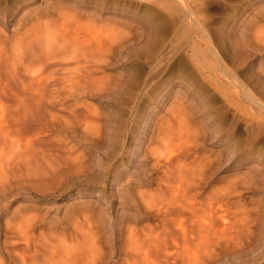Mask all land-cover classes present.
<instances>
[{
    "label": "rangeland",
    "instance_id": "obj_1",
    "mask_svg": "<svg viewBox=\"0 0 264 264\" xmlns=\"http://www.w3.org/2000/svg\"><path fill=\"white\" fill-rule=\"evenodd\" d=\"M75 1L80 3L78 6L81 9L77 6H73V8L71 3L67 2L70 4L64 3L68 7L64 8L62 12L60 11L61 14L55 13L54 15L50 14L41 17L40 26L38 25V28L34 27L35 30L33 29L36 36V40L34 35V38L32 37L34 42L32 40L31 42L29 41L28 33L25 34L27 29L31 30L33 28L32 24L28 23V20L36 16L35 10L37 8V13L39 11L42 12L46 8V1L34 0L30 6L25 8L24 6L27 0H21L13 5H8L6 7L8 13L0 16V45H4L2 48L0 47L1 51L2 49L4 51H2L4 56L1 63L3 66H1L4 70L1 67L0 68L3 73L10 67L9 64L12 62V64H17L18 66L27 67L29 61L30 65L34 63L33 66L28 65L30 66L28 70L31 71L32 74L34 72L33 70L38 67L39 60L37 62L36 59L42 56L54 57H48L51 62L52 60L56 62V57L59 62L67 59V61H71V68H74V65L75 67L77 66V61L80 66L81 64H85L86 60L88 61L91 57L93 58L95 53H99L100 56L98 54V56L95 55L94 58L98 57L99 60L101 58L104 62L102 61L101 63V60L98 62V60H95L97 58L93 59L96 62H92V60L89 61L92 62L91 64L97 63L98 66L100 65L99 69L102 68L100 70L102 73L99 74L108 77L105 82L100 84V88L97 87L99 90L92 85V89L90 88L91 90H82V93L78 95L77 92L66 91L64 86L72 76L68 77L67 74H59V81H55L54 85L50 81L52 83L51 86L49 85V88L47 86V89H45L41 95H38L40 100L43 99L41 100L43 103L41 105L42 107L33 104L36 102H33L32 99L37 101L35 98L37 95L29 93L31 91L30 89H26L24 94L23 89L22 91L19 90L21 87L17 85H10L13 87L11 89L10 86L5 87L7 90L2 93L0 99V112H3V114H0V119L3 120L2 127L4 136L0 145V147H2L0 149L1 153L3 154L2 151H4V156L0 155V164H2V166H0V264H264V111H262L264 109L258 103L259 101L264 103V12H261V3L257 0H169L170 3L168 0H160L162 3H159V0ZM180 1H183V4ZM28 2H30V0ZM50 2L51 1L49 0V3ZM52 2H54V0H52ZM222 2L227 4L228 8L226 10L219 9V5ZM57 3L63 5L61 2ZM186 4L188 5L187 8H185ZM182 6L183 8H181ZM173 7H175V9ZM174 10H177L178 12ZM171 12L178 15L179 22L174 25V29L176 30L177 25L180 28L178 29L177 27V31L173 29L175 32H178L175 33V35L178 34L176 35V37L178 36L177 39L175 35L172 36V30L170 34L171 36H168L170 39L167 37L168 39L166 38V42L164 43L163 48L165 51L164 49H161L160 53L156 52L155 54H153L154 52H145V40L148 36L149 29L152 27L153 19H155V22L157 20L158 25L165 27L166 19L171 15ZM181 12L182 15H180ZM184 12L186 13L184 14ZM32 14L35 16H32ZM66 14L67 16L64 18V15ZM69 14L71 17L76 14L74 18L72 17L73 21L79 19L77 21L78 23L74 22L77 24L76 27L73 24V21L68 19L70 17L68 16ZM60 17L65 20L59 22L61 20ZM192 21L195 22V24H193ZM224 21L226 28L228 27L227 29L229 30L227 31L228 50H226V47L222 42L220 43V38H218L217 32H214V30L219 29L222 26V22ZM62 22H65L66 25L68 24L71 28L67 25L65 26L67 29L61 31V28L65 25V23L62 25ZM81 23L82 26H80ZM190 24L192 26H190ZM84 25H86V27ZM89 28L91 29L89 30ZM197 29L200 31L199 33L202 31L200 35H196L195 32L197 31L195 30ZM87 30L89 31V34ZM94 31L95 33L97 32L96 36ZM105 32L108 33V36H105ZM110 32H112V34ZM109 33L112 38L109 36ZM208 34L211 39L214 37V51H218L217 53L219 57L217 59L220 58V60H218L217 63H213L214 61L212 62L210 55L208 56L204 54L205 52H198V55L205 57V61H199V66L205 64L204 68L206 70L203 69V73L197 72L198 70H196L195 64L191 65L192 68L190 67V69H186L185 71V68L180 66L178 59H181V55L185 58L190 52L193 44H195V46H201L202 44L203 46L200 48H204V39L206 38L207 40L208 38L209 40L210 38ZM215 35L217 36L215 37ZM257 35L259 36L258 38ZM86 36L89 38L87 39ZM25 39H28L29 44ZM20 40L21 43L19 44ZM77 40H79V42ZM81 41L83 44L85 42V44L83 45ZM99 42L102 43L98 45ZM224 43H226V41ZM61 44L62 47L60 46ZM46 45L48 46L46 47ZM222 47H225L223 48L224 50ZM72 48H74L75 51ZM82 48L83 50L79 51ZM106 48H108V50ZM109 48L113 53H110ZM69 49H71V51ZM231 49L232 51H235L232 52ZM31 50L36 52V62L33 59L31 60V58H33L29 52ZM76 50L80 57H76V54L74 53ZM222 50L225 51V54ZM143 51L144 54L142 53ZM57 52H60L59 56ZM63 57L64 59H62ZM48 59L46 58V60ZM176 59L177 65L174 66V61ZM21 60L23 61L21 62ZM19 62L22 64L20 65ZM154 62L155 65H153ZM205 62H207V65ZM144 63L147 64L145 65ZM200 63L203 64L201 65ZM208 64L212 65L209 66ZM151 65H153V67ZM159 68H161V71H158L153 77L151 74ZM191 70L199 75L196 74V76L193 77ZM141 71L144 73L141 74ZM65 72L67 73V70H65ZM33 74L36 75V73ZM92 74L93 73H91V76L94 75ZM130 74H136L135 76L139 74L138 76L140 77L135 78V80L129 76ZM86 75L87 78L90 77L88 74ZM164 75H166V77ZM155 76L157 80L155 79ZM127 77L129 78V84L125 81V79L127 80ZM150 77L151 79H154L151 80ZM215 77H218L217 80ZM131 79L132 81H130ZM137 79H139V81ZM199 79L204 80L205 83L207 82L206 84H209L207 87L210 90L205 91V87H200L198 83ZM229 79L232 82L229 81ZM63 80L66 81L64 82ZM73 80L74 78L70 81L74 82ZM145 81H148L150 84L148 82L145 83ZM159 81L161 84H159ZM210 81H213V83L219 86L220 92L216 91L215 93L214 89H212V85L208 83ZM244 85H246V87ZM62 86H64V88H62ZM132 88L135 91H133ZM150 88L154 90L152 91ZM10 90L11 92H9ZM14 90V93H18L19 95H15L12 92ZM178 90L179 92H176ZM52 91L56 94L54 95ZM7 92H9V94ZM22 92L24 95L21 94ZM57 92L59 93V97L57 96ZM170 92L172 94L168 99H165V104L162 102L163 100L161 101L163 104L161 102L159 104L157 103L160 98L159 95H165ZM238 92H242V95ZM27 93H29L28 96L30 97L27 96ZM179 93H183V95ZM214 93L218 95V98H214ZM243 93H245V96H243ZM142 95L145 97L143 98ZM153 95H155V99L159 96L157 101L154 99ZM246 95L248 96L246 97ZM56 96L57 100L54 99V103H51V98ZM71 96L77 97L78 100L72 101L74 97L72 98ZM21 97L22 100L19 99L20 102L17 98ZM47 98L51 100L48 101ZM59 98H62L61 100H64V98L70 99V102L66 104V106H61L58 103L61 102ZM204 98H207V100ZM27 99L29 102L26 101ZM201 100L206 104L202 102L203 105H201ZM74 101L76 102L75 106L71 105ZM44 104H46L45 107ZM194 106H196V108H194ZM203 106H205V108ZM1 107L3 111L1 110ZM144 109H146V111L148 110L149 114H151L150 119L153 120L151 125L148 127V125L145 124L146 127L144 124L137 122V127L140 128L138 129V132L136 131L131 134H126L127 132L124 131L125 126L128 127L129 124L132 126L136 120V115ZM207 112H209V115L207 118H204L203 116H205L204 114ZM223 119H226L227 121H222ZM86 122L91 124L87 125L88 130H86ZM117 123H122V125L119 126V131L125 132L121 133V135H123L121 139L124 140H120L121 145L119 144L124 151L132 150L135 148V145H139L140 154H142L144 153V148L148 146V142L151 143L149 144L151 148L157 147L158 151L160 150L159 152L169 151V146L170 149L173 148L172 151L175 149V156H178L177 153L179 154V163L182 164L181 166L184 165L183 163H186L189 165L188 167L192 166L191 168H193L194 171H185V173L184 171H176V162L175 165L173 164L170 168L173 170V167L175 166V170H170V173L163 171H159L160 173L158 171H146L145 175L139 161L149 162L147 156L140 155V157L136 156V158H133V156L131 158H126L128 160L123 159L124 156L130 155H123V150L117 148L118 144L116 148L121 152L119 151L117 152L119 154H116V144L112 137L118 130L116 129ZM157 124H160V128L162 127V132L158 130L160 128ZM93 126H95L96 129L98 127V130H95V127L91 128ZM143 126L146 127L145 129L147 131L144 133L145 135H141ZM213 128L214 131L218 128V134L217 131H215L216 135H214V131H212ZM189 129L190 131L187 135L193 134L196 139L193 135H190L187 138L186 132ZM165 130L167 131V135ZM194 130H197L195 134ZM209 131H212L214 136H211L212 132ZM39 132H41V136L39 135ZM168 132L170 135H168ZM152 134L153 136L155 135L154 139ZM157 134L161 135L159 139H163L162 137H164V142L161 140L159 142L156 141L159 140L156 138L158 137ZM183 134L185 136H183ZM38 135L41 138H38ZM36 137L40 140L41 143L38 142L40 144L33 143L34 140L35 142L38 141L35 139ZM149 137H152V139ZM141 138H143V141L139 144ZM165 138H170V140L173 138L174 145L176 143V145H181L183 148L178 150V148L173 145V140H169L173 146L171 144L167 146L168 139H166V142ZM191 138H193V140H191ZM234 140L238 143L236 142L235 144ZM45 141H47L46 144L50 141L48 144L49 146H46ZM60 141L62 145L58 144ZM51 144L53 146H50ZM187 144H189L190 149H188ZM54 145L57 148H53ZM68 145H71V148L72 145H75V154H83L84 157H86V159H83V161L86 160L85 163L83 162L85 165L83 166L82 164L81 166L80 164L76 169V171H79L78 169H80V172H77L73 178V180L76 179V183H68V180L62 179L61 174L63 166L60 167V165L57 164L58 166L55 165L53 166L54 168H52V166L47 163L49 156H46L45 154L46 151L49 152L51 149L56 154L63 152L64 147ZM236 145H238L237 149L235 147ZM255 145L256 148L254 149L253 146ZM112 148L114 151L111 150ZM42 149L46 150L45 153ZM55 149H60V151L57 150L56 152ZM221 149L223 151L222 153ZM235 149L237 150L235 151L236 154L233 153V150ZM36 150H39L40 152L42 150L43 152L41 153L44 154V159L48 157L47 160L44 161L43 158H39L40 156H38V154L40 152L38 151L39 153H36ZM224 153L225 155L223 157L222 154ZM43 154L41 157H43ZM48 154L51 156L53 155V152H49ZM181 156L185 158H182ZM205 157H207L206 159H208V162ZM181 159L183 160V163H181ZM36 160H38L37 162H39V164ZM42 160L43 163H41ZM205 162L207 163L205 164ZM51 163L52 161H50V164ZM208 168L209 170L206 171ZM99 169L100 171L102 170L105 172V177L100 180H95L93 179V176H97V171ZM84 170L87 172H84ZM51 174L56 176L53 177ZM59 175L61 176V179L59 178ZM162 176L167 182L169 180V185H172L173 183L171 182H174L173 186L175 188L178 187L177 185L180 186L182 184V187L180 186L181 190L176 191L178 194L175 193L177 188L174 189L172 187L174 189L173 191L167 187V182L161 181L163 179ZM146 177L147 179L149 178L148 180L151 182H148L147 179H145ZM186 177L187 181L189 180L188 182H190L189 184L188 182L187 184L185 182ZM142 178L145 181L142 182ZM170 179H172V181ZM192 180L194 182L191 185ZM130 182H133L134 184L136 183L135 187L138 188L136 189L134 187V189L127 191ZM161 182L166 183V187H163L164 184L162 186ZM194 183H196L197 186L200 185L197 187ZM169 189L172 190L170 191V193L172 192L171 197L173 196V192L175 193V196L180 198L183 197L181 193L186 194V197L184 196L185 199H183V201L185 200L184 202H186V198L189 200L191 197L189 193H193L192 195L199 198L197 201L194 200L199 209L197 211L198 219L191 217V221L190 218H187L189 220L187 221L186 218L183 217L185 220L182 218L184 223L181 222V224L184 226L180 225L182 229H180L181 227L179 228L178 224V228L176 227L177 230H182L181 232H176V228L174 229L173 224H170V220L173 219L170 215V217L168 216V218H166L167 222L166 220H164V222L163 216H160L157 212V210L160 209L156 207L158 206L162 209V206L164 205V212L166 211L168 206L165 201L171 198L166 195L167 192L168 195H170ZM138 190L142 192L140 195L137 194ZM164 190L167 191L166 194H163L165 193ZM142 194L144 198L146 195L145 200H143L144 198L139 199ZM160 194L161 196H159ZM187 194L189 196H187ZM150 196L155 199L150 198ZM220 196L222 199H220ZM167 202H169V200ZM205 202L208 206L205 205ZM156 203L162 204L156 205ZM213 204L214 206H212ZM210 206H212V210H215L214 212L212 210L210 211L212 217L209 213L206 214L207 212L205 210V207L209 208ZM218 206H222L223 210L221 209L222 207L219 208ZM200 208L203 210L201 211ZM211 208H209V210ZM216 210L219 212L222 211L221 213L223 215L226 213L224 217L227 219V226L226 224L225 226L223 224L226 221L221 218V220H219ZM171 215L174 217L173 214ZM207 215H209L208 219L210 217L212 218L210 221L208 220L210 222L209 228L212 226L210 231L207 228L206 222L204 227L205 229L207 228L208 231L201 227V223L206 220L205 216L207 217ZM217 216L218 219L216 218ZM200 217L203 218V222H201ZM192 220L194 225L196 223V227L202 228L199 230L196 228L198 232H208V236H211V239L208 237L205 239V236H207L205 235L206 233L203 234L199 232V235L203 234V236H205L204 239L201 238V240H197L196 237H199L197 236V230L192 226ZM194 220H196V222ZM197 220L200 221L198 222ZM222 220L223 223H220ZM217 222L218 224H216ZM161 223L166 224L164 226V224L162 225ZM167 223L170 224V227H173V229H169L172 232L168 234L166 232H169L168 228L170 227ZM214 223L216 224V227ZM174 225L176 226V224ZM222 225L223 227H221ZM213 227L216 228L215 230H217V232L220 227L221 229L225 228L224 235L229 234V239H226V236L222 239L224 236L222 234L223 230L222 233L220 231V234L218 232L220 235L218 236L215 230L212 231ZM227 227H230L231 233L230 231L229 233L226 231ZM189 228L191 232L195 234V237H192L193 234L191 236H188L187 234V241L189 237H192V239L189 240L190 243H187L183 237L181 238H183L184 241L177 237L179 240L178 242L177 240H173L174 243L170 240L173 236L169 239L170 235H175L173 233H176V235H180L181 233V235H183V233H188L189 231L191 234ZM161 229L163 232L165 231L166 234L163 233ZM213 233L220 239L215 236L216 240H213V235H211ZM130 235L134 236L130 237ZM221 235L223 236L221 237ZM93 236L94 238L96 236L94 240ZM145 236L146 242H144L145 239L143 238ZM153 236H155V238H153ZM161 237L165 239L162 241L163 238ZM132 238L134 239L132 240ZM157 238L160 239V241H157ZM194 239L198 242L196 243V240ZM192 240H194L193 243ZM133 242L137 243V247ZM138 243L139 246L143 248H141L143 251L140 250ZM162 243H166L170 250L165 246L166 244ZM175 243L178 245L176 251L175 248H173L176 246ZM180 243H182V248H185L190 254L189 252L188 254H185L186 251H183L185 249L180 248ZM185 243L189 246L192 245V247L190 246L187 249V246L183 245ZM144 244L146 247H143ZM157 244H162L164 247L159 245L161 248L157 247V249L154 247L157 246ZM134 248L137 249V252H141L133 253L135 252ZM158 250H161V252ZM180 250H182L184 254L183 252L181 253ZM146 251L148 255L145 253ZM153 251L155 253H153ZM145 254L147 256L143 257Z\"/></svg>",
    "mask_w": 264,
    "mask_h": 264
},
{
    "label": "bare ground",
    "instance_id": "obj_2",
    "mask_svg": "<svg viewBox=\"0 0 264 264\" xmlns=\"http://www.w3.org/2000/svg\"><path fill=\"white\" fill-rule=\"evenodd\" d=\"M18 1H21V0H0V16H3L4 14H6V13H8V11H6V7L8 6V5H13L14 3H17ZM23 1V0H22ZM26 1V0H25ZM29 0H27V2L25 3V8H27L28 6H30L33 2H34V0H30V2H28ZM44 1H46V8L42 11V12H38L37 13V9L35 10V12H36V16L34 15V14H32V16L34 15L35 17H30L31 19H29L28 20V23H30V24H32V26H33V28L30 30V29H27V31H26V33L25 34H27L28 33V36H29V41L31 42V40L33 41V39H32V37L34 38V36H35V28L37 27L38 28V25L40 26V22H41V17H43V16H46V15H50V14H61V12H62V10H64V8H66V7H68V6H66L65 4L67 3V2H70L71 3V5H72V7L73 6H77V7H79L78 5H80V3L78 2V1H75V0H54V2H52V0H50L51 2L49 3V0H44ZM165 1V0H164ZM173 1V0H172ZM176 1V0H175ZM178 1V0H177ZM258 2H260L261 3V7H260V9H261V12H264V0H257ZM57 2H61V3H63V5L62 4H58ZM82 2V1H81ZM161 1L159 0V3H160ZM168 2H169V0H168ZM181 2V1H180ZM65 3V4H64ZM70 3H67V4H70ZM162 3V2H161ZM170 3V2H169ZM172 3V2H171ZM176 3H178V2H176ZM182 4H183V1L181 2ZM187 3V2H186ZM165 4V3H164ZM163 4V5H164ZM173 4V3H172ZM178 4H180V3H178ZM170 5V4H169ZM173 6H174V4H173ZM187 4H186V7L185 8H187ZM70 7V6H69ZM176 7V6H175ZM175 7H173L174 9H175ZM74 8V7H73ZM99 8V7H98ZM181 8H183V6L181 7ZM228 7H227V4L226 3H224V2H222V3H220V5H219V9L220 10H226ZM79 9H81L80 7H79ZM191 9V8H190ZM41 10V9H40ZM78 10V9H77ZM177 10H178V8H177ZM177 10H174V11H177ZM189 10V9H188ZM61 11V12H60ZM34 12V13H35ZM178 12V11H177ZM193 12V11H192ZM186 12H184V14H185ZM178 14H180V13H178ZM192 14V13H191ZM194 14V13H193ZM166 15V14H165ZM180 15H182V12H181V14ZM29 16V15H28ZM67 16V14L66 15H64V18ZM68 16H70V14L68 15ZM74 16H76V14L75 15H73L72 17L74 18ZM79 16V15H78ZM162 16V15H161ZM71 16L68 18V19H70L71 21H73ZM150 17V16H149ZM154 17V16H153ZM185 17V16H184ZM195 17V16H194ZM61 18V20L59 21V22H61V21H64L65 19L64 18H62V17H60ZM59 18V19H60ZM77 18V17H76ZM183 18V17H182ZM188 18H190V17H188ZM58 19V20H59ZM197 19V18H196ZM229 19V18H228ZM79 20V19H78ZM77 19H76V21H73V24L75 25V27H76V23H78L77 21H78ZM150 20H151V18H150ZM163 20V19H162ZM233 20V19H232ZM159 21V20H158ZM181 21V20H180ZM226 21V20H225ZM225 21L224 22H222V26L219 28V29H216V30H214V32L216 31L217 32V35H218V38H220V43L222 42L224 45H225V47H226V50H228L227 49V31H229L227 28H226V24H225ZM74 22H76V23H74ZM79 22H81V21H79ZM104 22V21H103ZM162 22V21H161ZM178 22H179V20H178V15H176V13H173V12H171V15L170 16H168L167 17V19H166V26L165 27H163V26H161V25H158L157 23V20H156V22H155V19H153V24H152V27H151V29H149V33H148V36H147V38H146V40H145V48H144V51L146 52V51H148V52H150V53H153V54H155L156 52H158V53H160L161 52V49H164L163 47H164V43L166 42V38L171 34V32H172V30L175 28L174 27V25L177 23L178 24ZM49 23V22H48ZM57 23V22H56ZM65 23V22H64ZM63 22H62V25L64 24ZM192 23L193 24H195V22H193L192 21ZM198 23V22H197ZM46 24V23H45ZM58 24V23H57ZM61 24V23H60ZM71 24V23H70ZM165 24V23H164ZM189 24V23H188ZM49 25V24H48ZM59 25V24H58ZM68 25V24H67ZM66 25V23H65V25L63 26V28H61L62 30L61 31H64V29L66 30L67 29V27H65V26H67ZM72 25V24H71ZM69 26V25H68ZM73 26V25H72ZM80 26H82V23H81V25ZM79 26V27H80ZM85 27H86V25H84ZM148 26V25H147ZM186 26V25H185ZM190 26H192L191 24H190ZM35 27V28H34ZM61 27V26H60ZM65 27V28H64ZM78 27V26H77ZM173 27V28H172ZM177 27H178V25L176 26V30L175 31H177L180 27H178V29H177ZM189 27V26H188ZM187 27V28H188ZM199 27V26H198ZM69 28H71L70 26H69ZM74 28V27H73ZM103 28V27H102ZM191 28H193V27H191ZM194 28H195V26H194ZM201 28V27H200ZM203 28V27H202ZM230 28V27H229ZM34 29V30H33ZM39 29H40V27H39ZM59 29V28H58ZM85 29V28H84ZM91 28H89V30H90ZM117 29V28H116ZM183 29V28H182ZM190 29V28H189ZM188 29V30H189ZM232 29H233V27H232ZM232 29H230V30H232ZM32 30H33V32H32ZM56 30V29H55ZM94 30V29H93ZM104 30V29H103ZM173 30V34H172V36H174L175 35V33H178V32H175ZM191 30V29H190ZM189 30V31H190ZM200 30V29H199ZM203 30V29H202ZM204 30H205V28H204ZM59 31V30H58ZM60 31V32H61ZM70 31V30H69ZM74 31V30H73ZM81 31H82V28H81ZM88 31V30H87ZM96 31V30H95ZM95 31H94V34H95V36H96V33H95ZM124 31V30H123ZM184 31H186V30H184ZM195 31H197V32H195L196 33V35H200L201 33H202V31H201V33H199L200 31H198V29L197 30H195ZM55 32V31H54ZM79 32V31H78ZM77 32V33H78ZM113 32H115V31H113ZM205 32V31H204ZM210 32V31H209ZM209 32H207V33H209ZM34 33V34H33ZM68 33V32H67ZM67 33H66V38H67ZM82 33V32H81ZM91 33V32H90ZM99 33V32H98ZM101 33V32H100ZM111 34H112V32H110ZM110 33H109V36H111L110 35ZM192 33V32H191ZM45 34V33H44ZM57 34V33H56ZM64 34V33H63ZM71 34V33H70ZM73 34V33H72ZM76 34V33H75ZM88 34H89V31H88ZM105 36H108V33L107 32H105ZM122 34V33H121ZM184 34V33H183ZM34 35V36H33ZM38 35V34H37ZM46 35V34H45ZM65 35V34H64ZM86 35V34H85ZM99 35H103V34H99ZM176 35H178V34H176ZM176 35H175V37H176ZM182 35V34H181ZM180 35V36H181ZM190 35V34H189ZM192 35V34H191ZM209 35V34H208ZM217 35H215V37L217 36ZM228 35H229V33H228ZM51 36H52V34H51ZM89 36V35H88ZM91 36V35H90ZM92 36H93V34H92ZM118 36H120V35H118ZM171 36V35H170ZM185 36H186V32H185ZM203 36H205V35H203ZM47 37V36H46ZM56 37V36H55ZM59 37V36H58ZM61 37H62V35H61ZM74 37H75V35H74ZM94 37V36H93ZM178 37V36H177ZM177 37H176V39H177ZM183 37V36H182ZM188 37H190V36H188ZM209 37H210V35H209ZM213 37V36H212ZM259 36L257 35V38H258ZM26 38H28V37H26ZM73 38V37H72ZM86 38H87V36H86ZM89 38V37H88ZM87 38V39H88ZM111 38H112V36H111ZM110 38V39H111ZM169 38V37H168ZM167 38V39H168ZM199 38V37H198ZM205 38V37H204ZM262 38V37H261ZM50 39H51V37H50ZM84 39V38H83ZM86 39V40H87ZM93 39H95V38H93ZM93 39H91V40H93ZM100 39H101V37H100ZM170 39V38H169ZM179 39V38H178ZM188 39V38H187ZM197 39V38H196ZM200 39V38H199ZM213 39H214V37L211 39V37L209 38V40H208V38H207V40H206V38L204 39L205 40V47L204 48H200V47H202L203 45L201 44V46H195V44H193L192 45V48H191V50H190V52L187 54V56L184 58V57H182V55H181V59H178V61H179V64H180V66H182L183 68H185V71H186V69H190V67H191V65H195L196 66V70H198L197 72H199V73H203V69H205L204 68V65L205 64H201L202 66H199V61H202V60H204V58L205 57H201L200 55H198V52H200V53H202V52H205L204 54H206V55H210L211 56V60H212V62L213 63H217L218 62V60H220V58L219 59H217L218 57H219V55H218V51L217 52H215L214 51V46H213ZM264 39V38H263ZM21 40H24V39H21ZM21 40H20V42H19V44L21 43ZM26 41H28V39H25ZM35 40H36V36H35ZM38 40V39H37ZM45 40H47V39H45ZM112 40V39H111ZM174 40H175V38H174ZM174 40H172V41H174ZM203 40V41H204ZM217 40V39H216ZM219 40V39H218ZM29 41H28V44H29ZM75 41V40H74ZM78 42H79V40H77ZM89 41V40H88ZM102 41V40H101ZM172 41H170V42H172ZM195 41V40H194ZM202 41V40H201ZM226 41V43H224ZM3 42V41H2ZM34 42V41H33ZM72 42V41H71ZM94 42H97V41H94ZM168 42V41H167ZM176 42V41H175ZM186 42V41H185ZM5 43V42H4ZM81 43H82V41H81ZM100 43H102V42H99V44L98 45H100ZM0 44H1V42H0ZM59 44V43H58ZM74 44V43H73ZM83 44V43H82ZM84 44H85V42H84ZM83 44V45H84ZM167 44V43H166ZM175 44V43H174ZM222 44V45H223ZM31 45V44H30ZM68 45V44H67ZM197 45V44H196ZM223 45V46H224ZM2 46H4V45H2ZM2 46L0 45V47L2 48ZM48 45H46V47H47ZM50 46V45H49ZM55 46V45H54ZM56 46H57V44H56ZM61 47H62V44L60 45ZM66 46V45H65ZM191 46V45H190ZM32 47H33V45H32ZM45 47V48H46ZM66 47H68V46H66ZM85 47V46H84ZM83 47V48H84ZM89 47V46H88ZM96 47V46H95ZM100 47V46H99ZM178 47V46H177ZM225 47H222V49L223 48H225ZM1 48H0V67L2 68V60H3V56H4V53H2V51H3V49H2V51H1ZM4 48V47H3ZM35 48V47H34ZM54 48V47H53ZM78 48H80V47H78ZM83 48L82 49H80L79 51H82L83 50ZM86 48V47H85ZM94 48V47H93ZM102 48V47H101ZM143 48H142V50H143ZM48 49V48H47ZM68 49V48H67ZM74 51H75V49L74 48H72ZM107 50H108V48H106ZM146 49V50H145ZM217 49V48H216ZM215 49V50H216ZM234 49H235V46H234ZM239 49H240V47H239ZM27 50V49H26ZM41 50V49H40ZM40 50H39V52H40ZM54 50V49H53ZM65 50H66V48H65ZM70 51H71V49H69ZM93 50V49H92ZM140 50V49H139ZM138 50V51H139ZM201 50H203V51H201ZM224 50V49H223ZM222 50V51H223ZM237 50V49H236ZM57 51V50H56ZM98 51H99V49H98ZM102 51V50H101ZM109 51H110V48H109ZM144 51L142 52L143 54H144ZM164 51H165V49H164ZM229 51H230V49H229ZM231 51H232V49H231ZM233 51H235V50H233ZM232 51V52H233ZM4 52V51H3ZM19 52V51H18ZM28 52V51H27ZM30 52V54L32 55L31 57H33V58H31V60L33 59V60H35L36 58V52L34 51V50H31V51H29ZM44 52H45V49H44ZM43 52V53H44ZM46 52H47V50H46ZM63 52V51H62ZM77 50H76V52H74L75 54H76V57L78 56V54H77ZM89 52V51H88ZM100 52V51H99ZM112 51H110V53H111ZM175 52H176V50H175ZM221 52V51H220ZM224 52V54H225V51H223ZM228 52V51H227ZM237 52V51H236ZM58 53V52H57ZM56 53V54H57ZM60 53V52H59ZM59 53H58V56H59ZM73 53V54H74ZM113 53V52H112ZM244 53V52H243ZM27 54V53H26ZM41 54H42V52H41ZM52 54H53V52H52ZM68 54V53H67ZM72 54V53H71ZM81 54V53H80ZM79 54V55H80ZM83 54V53H82ZM99 54V53H98ZM98 54L97 53H95L94 54V56L96 55V56H98ZM108 54V53H107ZM167 54V53H166ZM93 55V54H92ZM185 55V54H184ZM205 55V56H206ZM56 56V55H55ZM63 56V55H62ZM94 56H93V58L91 57V59H89V60H92V62L93 61H95V60H98V62L101 60V58H100V60H99V58L98 57H95V58H97V59H95L94 58ZM99 56H100V54H99ZM101 56H103V55H101ZM156 56V55H155ZM204 56V55H203ZM208 56H207V58H208ZM221 56V55H220ZM16 57H17V55H16ZM19 57V56H18ZM24 57V56H23ZM44 56H42V57H38L36 60H37V62H38V60H39V63H38V67L37 68H35L32 72L33 73H36V75L35 74H31V71H29L28 69H29V67L30 66H33L34 65V63L32 64V65H30L29 63V61L28 60H26V61H28V65H30V66H28L27 64V67H23V66H18L17 64H9L10 65V67L9 68H7L6 69V71H4V73L2 72V69L0 68V99H1V95H2V93L5 91V90H7V89H5V87L6 86H10V85H17V86H19V87H21L19 90H21L22 91V89H23V91H24V94H25V90L26 89H30L29 91V93H31V94H34V95H37L35 98H36V100L37 101H34V99H32L33 100V102H36V103H33V104H36V105H39V106H41L43 103H42V101L41 100H43V99H41L40 100V97L38 98V95H41L44 91H45V89H47V86H48V88L51 86V84L53 83V85H54V83H55V81H59V79L60 78H58V75L59 74H62V75H64V74H67V76L69 77V76H72V77H70V80L72 79V78H74V82H72V81H70L69 79H68V82H67V84L66 85H64L65 86V88H66V91H69V92H77V94L79 95V94H81L82 92V90L83 91H85V90H87V89H90L91 88V86L93 85L96 89H98L97 87H99L100 86V84L101 83H103V82H105V80H106V78L108 79V77H105L106 75H103V74H99V73H102V71L100 72V70L102 69H99V66H98V64L96 63H94V64H91L92 62H90L89 60V62L86 60V63L85 64H81L80 66H79V64H78V61H77V66L75 67V65H74V68H71V66H70V64H71V61L69 62V61H67V59H65V61L63 60H61L60 62L57 60V57L55 58L56 60V62H54V60H52V62H51V60H49L48 59V57L49 58H54V57H50V56H46V57H44ZM67 57H69V56H67ZM75 57V56H74ZM78 57H80V56H78ZM142 57V56H141ZM46 58L48 59V60H46ZM58 58H60V57H58ZM177 58V57H176ZM62 59H64V57L62 58ZM72 59V58H71ZM70 59V60H71ZM76 59V58H75ZM80 59V58H79ZM93 59H95V60H93ZM102 59H104V58H102ZM160 59V58H159ZM164 59V58H163ZM215 59H217V60H215ZM36 60H35V62H36ZM77 60V59H76ZM82 60H84V59H82ZM157 60H158V58H157ZM23 60H21V62H22ZM58 61V62H57ZM102 61L103 60H101V63H102ZM205 61V60H204ZM238 61V60H237ZM236 61V62H237ZM241 61V60H240ZM239 61V62H240ZM11 62V61H10ZM74 62V61H73ZM72 62V63H73ZM96 62V61H95ZM104 62V61H103ZM148 62V61H147ZM163 62V61H162ZM161 62V63H162ZM173 62V61H172ZM176 62H177V59L174 61V66H176L177 64H176ZM211 62V63H212ZM20 63V62H19ZM25 63V62H24ZM23 63V64H24ZM79 63H83V62H79ZM150 63V62H149ZM206 63V65H207V62H205ZM22 63H20V65H21ZM74 64V63H73ZM76 64V63H75ZM145 64V63H144ZM147 64V63H146ZM145 64V65H146ZM151 64V63H150ZM2 65V66H1ZM39 65H41V66H39ZM72 65V64H71ZM142 65V64H141ZM153 65H155V62H154V64ZM153 65H151L152 67H153ZM157 65V64H156ZM162 65H164V64H162ZM209 65V64H208ZM210 65H212V64H210ZM209 65V66H210ZM240 65V64H239ZM238 65V66H239ZM37 66V65H36ZM165 66V65H164ZM148 67V66H147ZM141 68V67H140ZM150 68V67H149ZM182 68V69H183ZM192 68V67H191ZM208 69V68H207ZM211 69V68H210ZM209 69V70H210ZM220 69H222V68H220ZM4 70V69H3ZM65 70H67V73L65 72ZM142 70V69H141ZM148 70V69H147ZM163 70V69H162ZM184 70V69H183ZM194 70V69H193ZM193 70H191V73H192V75H193V77L194 76H196V74L197 73H195V72H192ZM206 70V69H205ZM133 71H135V70H133ZM132 71V72H133ZM139 71V70H138ZM144 71V70H143ZM160 72L161 71V68H159V69H157V70H155V72H153L151 75L154 77V75H156L157 74V72ZM172 71V70H171ZM6 72V73H5ZM68 72H69V74H68ZM71 72H72V74H71ZM74 72V73H73ZM151 72V71H150ZM149 72V73H150ZM205 72V71H204ZM210 72V71H209ZM224 72V71H223ZM91 73H93L92 75L93 76H91ZM144 73V72H143ZM142 73V71H141V74H143ZM235 73V72H234ZM73 74H74V76H73ZM86 74H88V76H90L89 78H92V79H89V78H87L86 76ZM148 74V73H147ZM179 74V73H178ZM224 74H225V72H224ZM108 75V74H107ZM136 75V74H135ZM135 75H132V74H130L129 76L131 77V78H133V79H135V78H138V77H140V76H138L139 74H137V76H135ZM197 75H199V74H197ZM223 75V74H222ZM128 76V77H129ZM148 76V75H147ZM146 76V77H147ZM160 76V75H159ZM165 77H166V75H164ZM171 76H173V75H171ZM215 76V75H214ZM219 76V75H218ZM230 76V75H229ZM127 77V80L125 79V81H127V84H129L128 83V79L130 78H128ZM202 77V76H201ZM224 77V76H223ZM148 78V77H147ZM160 78H161V76H160ZM169 78V77H168ZM186 78V77H185ZM216 78V80H217V78L218 77H215ZM231 78V77H230ZM150 79H151V77H150ZM154 79V78H153ZM153 79H151V80H153ZM155 79H156V76H155ZM167 79V78H166ZM172 79V78H171ZM178 79V78H177ZM177 79H176V81H177ZM195 79H196V77H195ZM207 79V78H206ZM76 80V81H75ZM136 80V79H135ZM138 81H139V79H137ZM141 80H143V79H141ZM157 80V79H156ZM174 80V79H173ZM201 79H199V81H198V83H199V86L200 87H205L204 89H205V91H207V90H210L207 86L209 85V84H206L205 82H204V80H201ZM52 83H51V82ZM64 81V80H63ZM66 81V80H65ZM64 81V82H65ZM124 81V82H125ZM130 81H132V79L130 80ZM205 81H207V80H205ZM229 81H231L230 79H229ZM61 82V81H60ZM72 82V83H71ZM135 82V81H134ZM142 82H144V81H142ZM146 82H148V81H145V83ZM154 82V81H153ZM164 82V81H163ZM171 82V81H170ZM216 82V81H215ZM223 82V81H222ZM232 82V81H231ZM57 83V82H56ZM126 83V82H125ZM137 83H139V82H137ZM149 83V82H148ZM148 83H147V86H148ZM155 83V82H154ZM167 83V82H166ZM181 83V82H180ZM208 83H210L211 85H212V89H214V91H215V93H216V91H219L220 92V89H219V86H217L215 83H213V81H210V82H208ZM234 83H236V82H234ZM65 84V83H64ZM133 84V83H132ZM131 84V85H132ZM134 84H136V83H134ZM141 84V83H140ZM150 84V83H149ZM159 84H161L160 83V81H159ZM158 84V85H159ZM172 84V83H171ZM170 84V85H171ZM225 84V83H224ZM50 85V86H49ZM139 85V84H138ZM137 85V86H138ZM143 85V84H142ZM144 85H146V84H144ZM151 85H152V82H151ZM262 85V84H261ZM64 86H62V88H64ZM136 86V87H137ZM162 86V85H161ZM220 86H222V85H220ZM225 86H226V84H225ZM235 86V85H234ZM238 86V85H237ZM236 86V87H237ZM245 87H246V85H244ZM54 87V86H53ZM59 87V86H58ZM129 87H130V85H129ZM132 87H133V85H132ZM154 87V86H153ZM152 87V88H153ZM244 87V88H245ZM11 88H13L12 86H10V89ZM52 88V87H51ZM55 88V87H54ZM100 88V87H99ZM142 88V87H141ZM148 88H149V86H148ZM152 88H150L151 90H152ZM208 88V89H207ZM16 89V88H15ZM92 89V88H91ZM90 89V90H91ZM133 89V88H132ZM137 89H138V87H137ZM136 89V90H137ZM156 89V88H155ZM242 89V88H241ZM58 90V89H57ZM99 90V89H98ZM139 90V89H138ZM147 90V89H146ZM154 90V89H153ZM152 90V91H153ZM168 90V89H167ZM20 91V92H21ZM127 91H128V88H127ZM133 91H135L134 89H133ZM132 91V93L134 94V92ZM140 91V90H139ZM9 92H11V90L9 91ZM9 92H7L8 94H9ZM13 93L15 92V90L14 91H12ZM53 92V91H52ZM68 92V93H69ZM129 92H130V89H129ZM128 92V93H129ZM138 92V91H137ZM141 92V91H140ZM176 92H179V90L178 91H176ZM181 92V91H180ZM197 92V91H196ZM219 92H217V93H219ZM242 92H243V90H242ZM242 92L240 93V92H238L239 94H241L242 95ZM17 93V92H16ZM29 93H27V96H28V94ZM145 93V92H144ZM157 93V92H156ZM214 93V94H215ZM15 94V93H14ZM21 94H23V92L21 93ZM20 94V95H21ZM23 94V95H24ZM46 94V93H45ZM51 94V93H50ZM53 94L55 95L56 93H54L53 92ZM58 92H57V96H58ZM76 94V95H77ZM150 94V93H149ZM172 93L170 92V93H166L165 95H159L160 96V98H159V96H157V98H159V101H157L158 99L156 98L155 99V95H153L154 96V99L157 101V103L159 104L162 100V102L165 104V99H168L169 97H170V95H171ZM179 94H182L183 95V93H179ZM212 94V93H211ZM220 94H222V93H220ZM15 95H19L18 93L17 94H15ZM44 95V94H43ZM52 95V94H51ZM61 95V94H60ZM74 95V94H73ZM131 95V94H130ZM139 95V94H138ZM213 95V94H212ZM57 96L56 97H54V98H51L52 99V101H50L51 103L53 102L54 103V99H56L57 100ZM70 96V95H69ZM140 96V95H139ZM143 96V95H142ZM150 96H152V95H150ZM243 96H245V93H243ZM248 95H246V97H247ZM250 96V95H249ZM17 97V96H16ZM26 97V96H25ZM28 97H30V96H28ZM44 97V96H43ZM51 97V96H50ZM52 97H53V95H52ZM59 97V96H58ZM65 97V96H64ZM73 99H72V101L73 100H75V101H77L78 99H77V97H75V96H71ZM134 97V96H133ZM145 96H143V98H144ZM179 97V96H178ZM240 97V96H239ZM34 98V97H33ZM41 98H42V96H41ZM136 98V97H135ZM214 98H218V95L217 94H215V96H214ZM250 98V97H249ZM19 99H21L22 100V97L21 98H17V100H19ZM24 99V98H23ZM46 99V98H45ZM48 99V98H47ZM51 99H48V101L49 100H51ZM60 100L62 99V98H59ZM148 99V98H147ZM151 99V98H150ZM205 99V98H204ZM251 99V98H250ZM59 100V101H60ZM149 100V99H148ZM147 100V101H148ZM152 100V99H151ZM205 100H207V98L205 99ZM214 100V99H213ZM212 100V101H213ZM20 101V100H19ZM25 101V100H24ZM23 101V103L25 104V102ZM26 101H28L29 102V100L27 99ZM73 102L71 105H73V106H75L76 104V102ZM216 101V100H215ZM21 102V101H20ZM28 102H26V103H28ZM57 102V101H56ZM62 102V103H61ZM61 102H58L59 103V105H65L66 106V104H68L69 102H70V99H67V98H64V100H61ZM149 102V101H148ZM161 102V103H162ZM202 102L204 103V101L203 100H201V105H203L202 104ZM258 102V101H257ZM50 103V104H51ZM151 103V102H150ZM162 103V104H163ZM259 104H260V106L264 109V103L263 102H261V101H259L258 102ZM204 104H206V103H204ZM0 105H1V103H0ZM31 105V104H30ZM45 105L46 104H44V107H45ZM51 105H53V104H51ZM31 106H33V105H31ZM163 106V105H162ZM34 107V106H33ZM42 107V106H41ZM72 107V106H71ZM71 107H69V108H71ZM143 107V106H142ZM159 107V106H158ZM204 108H205V106H203ZM37 108V107H36ZM35 108V109H36ZM150 108V107H149ZM156 108H157V106H156ZM193 108V107H192ZM194 108H196V106H194ZM1 110H2V107H1ZM70 110V109H69ZM136 110V109H135ZM134 110V111H135ZM200 110V109H199ZM3 111V110H2ZM198 111V110H197ZM203 111V110H202ZM205 111H207V110H205ZM262 111H264V110H262ZM3 114V112H0V114ZM212 113V112H211ZM94 114V113H93ZM136 115V114H135ZM150 115L151 114H149V112H148V110L146 111V109H144L143 111H140L137 115H136V120L134 121V124L132 125V126H130L131 124H129V126L127 127V126H125V129H124V131H126L127 133L126 134H128V133H133V132H138V129H140V128H138L137 127V122H139V123H142V124H144V126H146V125H148V127L151 125V123H152V119H150ZM203 115V114H202ZM205 116H203L204 118H207L208 117V115H209V112H207V113H205L204 114ZM224 116V115H223ZM3 117V116H2ZM135 117V116H134ZM95 118V117H94ZM184 119V118H183ZM181 120V119H180ZM221 120V119H220ZM226 120V119H225ZM224 119L222 120V121H225ZM2 119H0V145H1V140H2V138H4V136H3V127H2ZM70 121H71V119H70ZM79 121V120H78ZM85 121H88V120H85ZM133 121V120H132ZM204 121H206V120H204ZM203 121V122H204ZM221 121V122H222ZM227 121V120H226ZM72 122V121H71ZM75 122V121H74ZM125 122V121H124ZM217 122V121H216ZM70 123V122H69ZM205 123V122H204ZM218 123V122H217ZM78 124V123H77ZM85 124V123H84ZM124 124V123H123ZM146 124V125H145ZM155 124V123H154ZM209 124V123H208ZM87 125H91L90 123H87L86 122V127H87ZM122 125V123H117V128L116 129H118L117 131H116V133H114V136L112 137L113 138V140H114V143L116 144L115 145V151H116V154H119V153H117V152H119L121 149L123 150L122 152V154L124 155V154H129L130 156H124V158L123 159H126V158H131L132 156H133V158H136V156H139L140 157V155L141 156H143V155H145V156H147V158L149 159V162H145V161H139V164H141V168L143 169V171H144V173H145V175H146V171H163V172H169L170 170L171 171H173V170H175V166L173 167V170L172 169H170L171 167H172V165L174 164L175 165V163L177 162V170L176 171H184V173H185V171H194V169L193 168H191V167H188L189 165H187L186 163H183V160L181 159V163H183L184 165L183 166H181L182 164H180L179 162H180V156H179V154L177 153V155L178 156H175L174 155V152H176L175 151V149L172 151V149H170L169 148V144H171V142L170 141H172L173 140V138H171V140H170V138H165V140L166 139H168V143H167V146H168V150L169 151H167V152H165L164 150V152H165V154H164V152H159L158 151V148L157 147H155V148H151L150 146H149V144H151L150 142H148L149 144H148V146H146V148H144V153H142V154H140V150H139V145H135L134 147L135 148H133L132 150H129V151H124V149L120 146L121 145V141L120 140H124V139H121V137L123 136V135H121V133H125V132H122V131H119V126H121ZM158 126H159V128H160V124H157ZM70 126H71V124H70ZM70 126H69V128H70ZM124 126V125H123ZM142 126V125H141ZM143 126V129H142V131H141V135L142 134H144L145 132H147L146 131V127H144ZM206 126H208V125H206ZM216 126V125H215ZM68 127V126H67ZM95 126H93V127H91V128H94ZM157 127V126H156ZM168 127H170V126H168ZM189 127V126H188ZM220 127V126H219ZM152 128V127H151ZM162 128V127H161ZM161 128L160 129H158L159 131H161ZM210 128H211V126H210ZM215 128V127H214ZM214 128H213V130L212 131H214ZM222 128V127H221ZM95 130H98V127H97V129H96V127L94 128ZM154 129V128H153ZM165 129V128H164ZM223 129V128H222ZM86 130H88V127L86 128ZM157 130V129H156ZM217 130H218V128H217ZM216 129H215V131H217ZM93 131V130H92ZM91 131V132H92ZM100 131V130H99ZM159 131H158V133H159ZM166 131V130H165ZM190 131V129L186 132V136H187V138H188V136H190V135H193V134H190V135H187L188 134V132ZM193 131V130H192ZM212 131H209V132H212ZM215 131H214V135H216V133H215ZM219 131V130H218ZM218 131H217V134H218ZM42 132V131H41ZM41 132H39V135H40V133ZM162 132V131H161ZM170 132V131H169ZM168 132V133H169ZM195 132H197V130H194V134H195ZM207 132V131H206ZM43 133V132H42ZM95 133H96V131H95ZM97 133H99V132H97ZM156 133H157V131H156ZM166 133V135H167V131L165 132ZM178 133V132H177ZM193 133V132H192ZM200 133V132H199ZM208 133V132H207ZM101 134V133H100ZM149 134V133H148ZM154 134V133H153ZM153 134H152V137H153V139H154V137H155V135L153 136ZM197 134V133H196ZM209 134V133H208ZM212 135L211 136H214L213 135V132L211 133ZM38 135V136H39ZM104 135V134H103ZM102 135V136H103ZM145 135V134H144ZM168 135H170V133L168 134ZM172 135V134H171ZM179 135H180V132H179ZM37 136V137H38ZM41 136V135H40ZM38 137V138H41V137ZM100 136V135H99ZM157 136L158 137H156L157 139H159L160 138V134H157ZM176 136H177V134H176ZM182 136V135H181ZM183 136H185L184 134H183ZM195 135H193V137H194ZM198 136H200V135H198ZM35 138L36 140H38V138ZM43 137V136H42ZM96 137V136H95ZM148 137V136H147ZM152 137H149L150 139H152ZM178 137V136H177ZM180 137V136H179ZM192 137V136H191ZM197 137V136H196ZM46 138V137H45ZM45 138H44V140H45ZM88 138V137H87ZM104 138V137H103ZM163 139H164V137H162ZM195 138V137H194ZM49 139V138H48ZM47 139V140H48ZM93 139H94V135H93ZM97 139V138H96ZM163 139H159V140H156V141H162V142H164V140ZM196 139V138H195ZM220 139V138H219ZM239 139V138H238ZM60 140V139H59ZM128 140V139H127ZM170 140V141H169ZM176 140H177V138H176ZM179 140V139H178ZM191 140H193V138H191ZM240 140H241V138H240ZM61 141H62V139H61ZM61 141H60V143L58 142V144H61ZM120 141V142H119ZM142 141H143V138H141L140 139V142H139V144L140 143H142ZM149 141V140H148ZM152 141V140H151ZM235 141V140H234ZM38 142H40V140H38L37 142H35V140H34V142L33 143H35V144H40V143H38ZM42 142H43V140H42ZM46 142L47 141H45V144H46ZM50 142V141H49ZM49 142L46 144V146H49L48 144H49ZM52 142V141H51ZM66 142V141H65ZM93 142V141H92ZM100 142H102V141H100ZM117 142V143H116ZM166 142H167V140H166ZM170 142V143H169ZM190 142V141H189ZM192 142V141H191ZM236 142L237 141H235V144H236ZM173 145H174V140H173ZM233 143V142H232ZM238 143V142H237ZM53 144H54V141H53ZM58 144H57V146H58ZM66 144V143H65ZM72 144V143H71ZM99 144V143H98ZM117 144H118V149H120L119 151H118V149L116 148V146H117ZM120 144V145H119ZM128 144V143H127ZM153 144V143H152ZM180 144H181V142H180ZM240 144H241V142H240ZM239 144V145H240ZM259 144V143H258ZM42 145V144H41ZM44 145V144H43ZM62 145V144H61ZM64 145V144H63ZM130 145V144H129ZM172 145V144H171ZM170 145V146H171ZM172 145V146H173ZM183 145H184V143H183ZM185 145H186V143H185ZM193 145V144H192ZM234 145V144H233ZM233 145H231V146H233ZM257 145V144H256ZM256 145L255 146H253L254 147V149L256 148ZM3 146V145H2ZM50 146H53L52 144L50 145ZM69 146V145H68ZM68 146H66V147H64V151L63 152H59V153H55L54 151H52V149L51 150H49V152H53V155H51L50 156V154H48L49 152H47L46 150H44V149H42L43 151H44V153H45V151H46V156H49V160L47 161V163H49V165H51L52 166V168H54L53 166H58L57 164H59L60 165V167L61 166H63V168H62V174H61V176H62V179H64V180H68L67 182L69 183H76V179L75 180H73V178H74V176H75V174L77 173V172H80V169H78L79 171H76V169L79 167V165L81 164V166H82V164H83V162L85 163V161H83V159H86V157H84V155L82 154V155H77V154H75V151H74V146L72 145V148H71V145L68 147ZM114 146V145H113ZM152 146V145H151ZM174 146H176L177 148H178V150H181V148H183V147H181V145H176V143H175V145ZM187 146H188V149H190L189 148V144H187ZM199 146V145H198ZM229 146V145H228ZM228 146H227V149H228ZM230 146V147H231ZM237 146L238 145H236L235 147H236V149H237ZM258 146H260V145H258ZM36 147V146H35ZM56 146L54 145V147L53 148H55ZM127 147V146H126ZM194 147V146H193ZM229 147V148H230ZM2 147H0V149H1ZM46 148H48V147H46ZM57 148V147H56ZM89 148H90V146H89ZM176 148V149H177ZM187 148V147H186ZM242 148V147H241ZM193 149V148H192ZM230 149H232V148H230ZM233 150L234 152L233 153H235V151H237V150ZM239 149H240V147H239ZM238 149V150H239ZM40 150V149H39ZM38 150V151H39ZM41 150V152H43ZM56 150V149H55ZM57 150H59L60 151V149H57ZM57 150H56V152H57ZM62 150V149H61ZM112 151H114V149L112 148L111 149ZM143 150V149H142ZM167 150V149H166ZM171 150V151H170ZM187 150V149H186ZM37 150L35 151L36 153L38 152ZM78 151H79V148H78ZM192 151V150H191ZM252 151V150H251ZM3 152V154L1 153V150H0V155H3L4 156V151H2ZM40 152V151H39ZM38 152V153H39ZM40 152V153H41ZM121 152V151H120ZM223 151H222V149H221V153H222ZM39 153V154H40ZM185 153H186V151H185ZM194 153H195V151H194ZM241 153V152H240ZM38 154V156H40L39 158H43L44 159V154L43 153H41L40 155ZM43 154V157H41V155ZM80 154V153H79ZM110 154H111V152H110ZM113 154V153H112ZM115 154V155H116ZM236 154V153H235ZM37 155V154H36ZM109 155V154H108ZM223 155V157H224V155H225V153L224 154H222ZM234 155V154H233ZM228 156V155H227ZM1 157V156H0ZM182 157V156H181ZM219 157V156H218ZM220 157H222V156H220ZM222 157V158H223ZM39 158H37V159H39ZM48 158V157H47ZM47 158L46 159H44V161L45 160H47ZM113 158V157H112ZM182 158H185V157H182ZM207 157H205V159H206ZM88 159V158H87ZM89 160V159H88ZM126 160H128V159H126ZM150 160H152V161H150ZM38 160H36V162H37ZM50 161H52V163H53V165H52V163L50 164ZM206 161L208 162V159H206ZM152 162V163H151ZM185 162V161H184ZM194 162V161H193ZM202 162V161H201ZM207 162H205V164L207 163ZM38 164H39V162H37ZM41 163H43V160H42V162ZM46 163V164H47ZM55 163V164H54ZM204 163V162H203ZM185 164H186V167H185ZM213 164V163H212ZM48 165V164H47ZM85 164H83V166H84ZM87 165V164H86ZM178 165H179V167H178ZM0 166H2V164H0ZM51 166H49V167H51ZM80 166V167H81ZM89 166V165H88ZM91 166V165H90ZM196 166V165H195ZM194 166V167H195ZM139 167V166H138ZM211 167H212V165H211ZM58 168V167H57ZM84 168H86V167H84ZM101 168V167H100ZM105 168V167H104ZM87 169V168H86ZM203 169V168H202ZM211 169V168H210ZM205 170V169H204ZM209 170V168L206 170V171H208ZM54 171V170H53ZM60 171V170H59ZM107 171H108V169H107ZM51 172H52V170H51ZM84 172H87L86 170H84ZM93 172V171H92ZM98 173H97V176H93V179H95V180H100V179H102V178H104L105 177V172H103L102 170L100 171V169L97 171ZM148 172V173H149ZM155 173V172H154ZM160 173V172H159ZM170 173V172H169ZM172 173V172H171ZM187 173V172H186ZM50 174V173H49ZM152 174V173H151ZM164 174V173H163ZM181 174H183V173H181ZM201 174V173H200ZM52 175V174H51ZM96 175V174H95ZM162 175V174H161ZM176 175V174H175ZM180 175V174H179ZM195 175V174H194ZM53 176V175H52ZM56 176V175H55ZM55 176H53V177H55ZM61 176L59 175V178L61 179ZM160 176V175H159ZM164 176V175H163ZM162 176V177H163ZM166 176V175H165ZM154 177V176H153ZM168 177V176H167ZM173 177H174V175H173ZM181 177V176H180ZM194 177V176H193ZM48 178H50V177H48ZM90 178V177H89ZM160 178V177H159ZM169 178V177H168ZM171 178H172V176H171ZM91 179H92V176H91ZM112 179V178H111ZM130 179V178H129ZM143 179V178H142ZM141 179V181L143 182V181H145L144 179L142 180ZM145 179H147V177L145 178ZM149 179V178H148ZM147 179V181L148 182H151L150 180H148ZM154 179V178H153ZM158 179V178H157ZM51 180H53V179H51ZM57 180H59V179H57ZM131 180V179H130ZM155 180V179H154ZM159 180V179H158ZM158 180H157V185H158ZM161 180V179H160ZM171 181H172V179H170ZM195 180V179H194ZM111 181V180H110ZM161 181H164V182H167V180H165L164 179V177H163V179L161 180ZM170 181V182H171ZM182 181H184V180H182ZM189 181V180H188ZM187 177H186V184H187ZM59 182V181H58ZM78 182V181H77ZM141 182V183H142ZM147 182V183H148ZM168 182H169V180H168ZM167 182V184L169 185V183ZM193 180L191 181V185L193 184ZM57 183V182H56ZM112 183V182H111ZM146 183V182H145ZM171 183H173L174 184V182H171ZM184 183V182H183ZM190 182H188V184H189ZM197 183V182H196ZM196 183H194L196 186H197V184ZM200 183V182H199ZM134 183L132 182H130V184H128V186H129V189L127 190V191H130L131 189H134V187H135V184L133 185ZM160 184V183H159ZM161 184H162V186H163V184H164V186L163 187H166V183H162L161 182ZM160 184V185H161ZM173 184L170 186H168L167 185V187L168 188H170V189H172L173 191H174V189H176L177 188V190H175V193H177L178 194V192H176V191H179V190H181V188H180V186L182 187V184L179 186V185H177V182H176V185L178 186V187H174L173 186ZM160 185H159V187H160ZM200 185V184H199ZM198 185V186H199ZM137 186V185H136ZM190 186V185H189ZM197 186V187H198ZM174 189H173V188ZM191 187V186H190ZM136 188V187H135ZM138 188V187H137ZM136 188V189H137ZM142 188V187H141ZM179 188V189H178ZM188 188V187H187ZM157 189V188H156ZM165 189H167V188H165ZM169 189V193H170V191H172V190H170ZM190 189V188H189ZM141 190V189H140ZM140 190H138V193L137 194H139L140 195V193H142V192H140ZM160 190V189H159ZM126 191V190H125ZM165 191V193H163V194H166V190H164ZM163 191V192H164ZM193 191V190H192ZM160 192H162V191H160ZM135 193V192H134ZM172 193V192H171ZM170 193V195H168V192H167V197L168 196H170L171 197V194ZM175 193L173 192V196L171 197V198H169L168 200H169V202H167V201H165L166 202V204H167V208H166V211L164 212V208L163 207H165V205L164 206H162V209L161 208H159L158 206L156 207V208H158V209H160V210H157V209H155V210H157V212H158V214H160V216L162 215L163 216V221L164 220H166V218H168V216L170 215L171 216V218H173V219H171L170 220V224H173V227H174V229L177 227L178 228V226H179V228L181 227L180 225H182V226H184L183 224H181V222H183L185 219L183 218V217H185L186 218V220L187 221H189L187 218H190V221H191V217L192 218H194V219H198V216H197V211L199 210L197 207V205H196V203L194 202V200H196L197 201V199H199V198H197V197H195V195H192L193 193H189V195H191V197L189 198V200H187V198H186V202H184L183 201V199H185L184 198V196L186 195V194H184V193H181V195H183V197L182 198H180V197H178V196H175ZM185 193H186V191H185ZM187 193H188V191H187ZM200 193V192H199ZM146 194V193H145ZM148 194H150V193H148ZM162 194V193H161ZM161 194L159 195V196H161ZM176 194V195H177ZM179 194H180V192H179ZM136 195V194H135ZM139 195H137V196H139ZM188 194H187V196H189ZM197 195V194H196ZM222 195H225V194H222ZM165 196V195H164ZM163 196V197H164ZM157 197V196H156ZM166 197V198H167ZM186 197V196H185ZM195 197V198H194ZM199 197V196H198ZM141 198H144V196H143V194L139 197V199H141ZM145 198H146V195H145ZM145 198L143 199V200H145ZM150 198H153V199H155L154 197H151L150 196ZM157 199V198H156ZM220 199H222L221 198V196H220ZM142 200V201H143ZM141 201V202H142ZM149 201V200H148ZM153 201V200H152ZM155 202V201H154ZM158 202H159V200H158ZM200 202V201H199ZM201 202H202V200H201ZM209 202V201H208ZM222 202H223V200H222ZM149 203V202H148ZM163 203V202H162ZM161 203V204H162ZM204 203V202H203ZM202 203V204H203ZM158 204H160V203H156V205H158ZM160 204V205H161ZM202 204H201V206H202ZM223 204V203H222ZM148 205V204H147ZM147 205H146V207H147ZM149 205H150V203H149ZM153 205H154V203H153ZM200 205V204H199ZM205 205H206V202H205ZM204 205V206H205ZM215 205H217V204H215ZM219 205V204H218ZM224 205H225V203H224ZM206 206H208V205H206ZM212 206H214V204L212 205ZM212 206H210L209 208H211ZM149 207V206H148ZM219 208H221L222 206H218ZM152 208V207H151ZM151 208H150V210H151ZM209 208H206L205 207V210H206V214H208L209 213V215L212 217V214H210V211L212 210V208L209 210ZM201 209V208H200ZM214 209H215V207H214ZM218 209V208H217ZM222 210H223V207L221 208ZM203 209H201V211H202ZM224 210H225V208H224ZM213 212L215 211V210H212ZM155 212V211H154ZM157 212H156V214H157ZM164 212V213H163ZM222 212V211H221ZM221 212H219V211H217L216 210V213H218V216H219V220H221V219H223L224 221H226L227 219H226V217H224L225 215H226V213H225V215H223ZM157 214V215H158ZM171 214H173L174 215V217L171 215ZM209 215H207V217L205 216V218H206V220H204V222L202 221L203 220V218H201L200 217V219H201V222H203V223H201V227H203V229H205V222L207 223L206 225H207V228H208V230L210 231L211 229V227L209 228V226H210V220L212 219L211 217L208 219V216ZM159 216V217H160ZM169 216V217H170ZM187 216V217H186ZM189 216V217H188ZM218 216L216 217L217 219H218ZM184 220H183V219ZM216 218H214V219H216ZM221 218V219H220ZM161 219V218H160ZM159 219V220H160ZM181 219H182V221H181ZM213 219V220H214ZM216 219V220H217ZM209 220V221H208ZM223 220L222 221H220V223L222 222L223 223ZM76 221V220H75ZM195 222H196V220H194ZM198 222L200 221V220H197ZM209 223H208V222ZM165 222V221H164ZM166 222H167V220H166ZM192 222H193V220H192ZM198 222H197V225H198ZM214 222H216V221H214ZM74 223V222H73ZM184 223V222H183ZM227 221L226 222H224L223 224H224V226H225V224H226V226H227ZM162 225L164 224V223H161ZM166 224V223H165ZM165 224H164V226H165ZM168 224V223H167ZM170 224H168L169 225V227H170ZM174 224H176V226L174 225ZM177 224H178V226H177ZM202 224H203V226H202ZM211 224H212V222H211ZM216 224H218V222L216 223ZM216 224L214 223V225H215V227H216ZM195 225H196V223H195ZM194 225V222H193V228H195V230H199V229H202V228H198V227H196ZM200 225V224H199ZM163 226V227H164ZM167 226V225H166ZM190 226H191V224H190ZM163 227H161V228H163ZM173 227H170V228H168V231L169 232H166L167 234L168 233H170V232H172V231H170L169 229H173ZM221 227H223V225L221 226ZM221 227L219 228V230H218V232H219V234H220V231H221V233H222V230H223V235L225 234V231H224V229L222 228L221 229ZM177 228H176V230H177ZM185 228V227H184ZM183 228V229H184ZM193 228H192V230H193ZM197 228V229H196ZM207 228L205 229V230H207ZM217 228V229H218ZM129 229V228H128ZM148 229V228H147ZM146 229V230H147ZM166 229V228H165ZM180 229H182V227L180 228ZM180 229L179 230H175L176 232H179L180 231ZM216 228H214L213 227V230L212 231H214ZM149 230H150V228H149ZM159 230V229H158ZM162 230V229H161ZM189 230H190V228H189ZM194 230V231H195ZM198 230H197V236L199 237V238H197L196 237V239L197 240H201V238H203L204 239V236L205 235H207V236H205V239H207L206 237H208V238H210L211 239V236L209 237L208 236V232H205L204 233V231H199L200 233H203V234H205L204 236H203V234L202 235H199L200 233L198 232ZM207 230V231H208ZM182 231V230H181ZM180 231V232H181ZM184 231H185V229H184ZM226 231L229 233V231H230V227H227L226 228ZM156 232V231H155ZM162 232H163V230H162ZM173 232H174V230H173ZM190 232H191V230H190ZM215 232L218 234V232H217V230H215ZM130 233V232H129ZM163 233H165V231L163 232ZM165 233V234H166ZM196 233V232H195ZM227 233V234H228ZM230 233H231V231H230ZM132 234V233H131ZM152 234H153V232H152ZM173 234H175L176 235V233H173ZM187 234H188V236L190 235H192L193 233L191 232V234L189 233V231H188V233H183V235H181V233H180V235L178 236V235H176V237L174 238V236L175 235H170L169 236V239H170V237L171 236H173L172 237V239H170L173 243H174V241L175 240H177V242H178V238L177 237H179V238H181V237H183L184 239H185V241H187ZM218 234V236H220ZM154 235V234H153ZM194 235V236H193ZM192 235V237H195V234H193ZM211 235H213V240L215 239V234L213 233V234H211ZM223 235H221V237L223 236ZM229 235V234H228ZM228 235H224L223 237H222V239L226 236L227 238L226 239H229V237H228ZM132 236H134V235H130V237H132ZM157 236H158V234H157ZM156 236V237H157ZM203 236V237H202ZM192 237L190 238L189 237V239H188V241H187V243L189 242L190 243V241L189 240H191L192 239ZM217 237V236H216ZM95 238H96V236H95ZM94 238V236H93V240L95 239ZM144 239L146 238V236L145 237H143ZM149 238V237H148ZM153 238H155V236H153ZM159 238V237H158ZM157 238V239H158ZM161 238H163V237H161ZM177 238V239H176ZM183 238H181L182 239V241H184V239ZM218 238V237H217ZM134 238H132V240H133ZM165 238H163L162 239V241L164 240ZM196 239H194V240H196ZM202 239V240H203ZM218 239H220V238H218ZM135 240L137 241V239L135 238ZM134 240V241H135ZM174 240V241H173ZM194 240H192V243L194 242ZM195 241L196 243L198 242V241ZM216 240V239H215ZM139 241V240H138ZM143 241V240H142ZM156 241V240H155ZM157 241H160V239H158ZM181 241V240H180ZM207 241V240H206ZM140 242V241H139ZM144 242H146V239H145V241ZM148 242V241H147ZM152 242H153V239H152ZM166 242V241H165ZM176 242V243H177ZM202 242V241H201ZM209 242V241H208ZM211 242V241H210ZM227 242V241H226ZM134 243V242H133ZM175 243V247H173V248H175V251L177 250L176 249V247L178 246L177 244ZM205 243V242H204ZM213 243V242H212ZM135 244V246L137 247V243H134ZM162 244H166V243H162ZM162 244H159V245H162ZM181 244L182 243H180V246H181ZM195 244V243H194ZM153 245V244H152ZM158 244H157V246H154L155 248H157V247H160L161 248V246H159ZM171 245V244H170ZM169 245V246H170ZM183 245H186V243L185 244H183ZM196 245V244H195ZM194 245V246H195ZM204 245V244H203ZM138 246H139V243H138ZM163 246V245H162ZM167 248H168V246H167V244L165 245ZM174 246V245H173ZM179 246V247H180ZM187 246V249L191 246L192 247V245H186ZM197 246H198V244H197ZM199 246H200V244H199ZM211 246V245H210ZM134 247V246H133ZM140 247V246H139ZM139 247H138V250H139ZM143 247H146V245L144 244V246ZM148 247V246H147ZM154 247H153V249H154ZM164 247V246H163ZM162 247V248H163ZM183 246H181L180 248H182ZM196 247V246H195ZM142 247H140V250H142L141 249ZM159 248V249H160ZM172 248V247H171ZM178 248V247H177ZM204 248V247H203ZM205 248H206V246H205ZM135 250V252H133V253H139V252H141V251H138L137 252V249L136 248H134ZM158 249V248H157ZM156 249V250H157ZM169 250H170V248H168ZM182 249H185V248H182ZM198 249V248H197ZM209 249V248H208ZM145 250H146V248H145ZM155 250V249H154ZM174 250V249H173ZM194 250H195V248H194ZM143 251V250H142ZM148 251H149V249H148ZM151 251V250H150ZM159 252H161V250H158ZM164 251H165V249H164ZM166 251H167V249H166ZM181 251V253L183 252V251H186L185 252V254H188V252L189 251H187L186 249L185 250H180ZM162 252H163V250H162ZM147 255H148V253H147V251L145 252ZM153 253H155L154 251H153ZM158 253V252H157ZM174 253V252H173ZM179 253V252H178ZM141 254V253H140ZM144 254V253H143ZM143 255V257L144 256H147V255ZM150 254V253H149ZM170 254V253H169ZM183 254H184V252H183ZM189 254H190V252H189ZM136 255V254H135ZM173 255V254H172ZM178 255V254H177ZM137 256H139V255H137ZM170 256V255H169ZM146 258V257H145ZM167 259H168V256H167ZM141 261V260H140ZM146 261V260H145ZM142 263H143V261H142Z\"/></svg>",
    "mask_w": 264,
    "mask_h": 264
}]
</instances>
